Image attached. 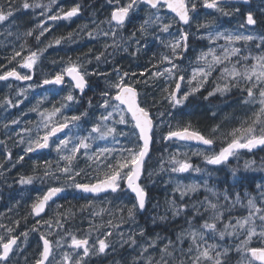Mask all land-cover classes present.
<instances>
[{
    "label": "snow or ice",
    "instance_id": "obj_1",
    "mask_svg": "<svg viewBox=\"0 0 264 264\" xmlns=\"http://www.w3.org/2000/svg\"><path fill=\"white\" fill-rule=\"evenodd\" d=\"M249 2L106 0L109 16L98 22L93 21L95 28L87 33L90 39L105 38L103 51L94 56L97 67L91 70L86 67L92 63L91 58L81 61L69 57L54 75L42 80V85L59 86V90L53 92V97L60 98L50 108H42L44 101L41 100L31 109L38 114L39 121L35 126V135L27 137L24 152L54 148L57 153L56 166L53 169L51 162L45 161L42 174H37L34 169L32 175L20 176L16 182L24 186L39 180L43 184L50 178L56 183L48 186L42 195L38 194L30 203L28 213L22 217L25 221L29 217L33 219L31 227L18 231L20 220H11L9 224L0 222V264H21V261L23 264H93L94 260L103 264L108 257H112L111 264H264V186L261 185L256 186L258 196L245 193L241 197L238 192L233 195L230 189L217 191L208 187L206 182L202 186L177 180L172 189V198L165 200L163 213L151 218L153 224L157 220L163 223H179L182 220L174 235H153L146 227L136 223L137 213L146 209L148 201L145 181L155 183L153 176L163 171L173 174L201 171V168L193 167L186 153L181 156L179 151L170 154L167 161L161 157L158 170H148L147 161L151 158L152 146L157 142L158 130L165 124L167 131L159 132L161 143L196 141L208 146L205 152L196 154L202 155L209 165H225L230 158L238 157L241 150L251 153L254 149L264 148V32L255 30L257 25H264V15L258 17L252 10L241 12V8L236 6ZM53 5L56 6L55 11ZM36 9L47 20L58 21L77 17L82 6L75 3L65 10L58 0H49L48 4L40 0H19V3L5 0L0 3V26L7 29L9 23L15 22L17 12L28 14L31 10L34 15ZM199 9L206 10L203 21L199 19ZM261 12L264 13V8H261ZM140 13L144 15L139 27L134 26L131 32L123 35L133 18ZM213 13L225 17L239 13L242 17L239 29L244 31H219L216 24L219 16ZM193 23L197 31L201 28L207 30L206 38L210 44L217 45L221 40L225 43L219 45V52L216 47L202 51L197 57V66L191 69L189 75V69L177 61L187 59L185 53L189 48V29ZM105 24L107 28L102 27ZM173 25H179L175 32L170 31ZM37 28L38 31L29 29L24 33L25 37L35 40V50L28 46L27 40L18 49L13 46L12 55L5 59L8 64L15 62V65L10 69L7 65H0V81L32 80L30 73L47 49L74 38L69 33L67 37H54L45 42L41 38L51 28L39 22ZM160 33L168 34L172 39L165 42ZM3 34L0 32V35ZM7 34L13 33L9 30ZM149 36L163 43L170 53L161 54L156 63L150 62L151 68L139 73L145 79H132L137 76L136 72L122 71L116 66H113L112 72L100 69L99 65L110 63L108 57H113L117 51L133 56L140 53L141 41L146 48ZM249 45L258 52H246L244 49ZM132 46L135 47L130 51ZM109 49L112 51L109 52ZM18 69L28 71L22 73ZM93 76L108 77L106 88L99 93L100 99L94 105L89 98L84 111L66 115L65 110L82 104L86 89L92 90L89 77ZM157 81L161 83L157 84ZM150 82L160 92V101L156 96H151L152 102L149 103V94H142L136 87L137 84L148 85ZM206 85H210V88H206ZM234 89L238 92L237 104L243 109V115L238 124L227 130L216 124L205 135L193 128L190 122L181 124L177 121L173 124L163 119L166 115L172 116L175 110L185 108L190 97L210 102V98L227 96ZM25 92L26 89H20L17 95L26 99ZM161 101L166 102L168 112L159 110ZM21 103L23 100L13 101L5 97L0 102V108L18 107ZM89 109L98 110V114L97 111L89 112ZM153 109H157L155 114ZM215 115L213 111L212 116ZM82 120L90 123V128L84 129L86 135L81 134ZM10 123L19 125L20 120L12 119ZM121 125L124 127H119ZM4 127L9 128V124L5 123ZM22 131L31 133L32 129ZM58 133H63V136ZM17 135L20 137L17 143H25L24 136L20 133ZM121 138L127 143L117 147L121 144ZM218 140L221 143L219 151H216L212 146ZM100 141L104 142L103 145L98 143ZM2 143L5 142L0 141ZM7 158H12L10 152ZM23 160L24 156L20 155L18 161ZM80 160L85 161V167H79ZM0 168H3V164H0ZM258 168L264 170V158L259 165L255 160L244 164L245 170L256 171ZM231 171L235 177L237 169ZM82 175L91 179L87 182L77 180ZM202 187L204 195L200 199L196 194ZM68 188L93 195L123 193L129 203L99 211L91 203L82 205L81 212L91 210L88 228L81 227L74 231L71 227L66 228L77 215L71 207L60 211L63 206L56 204V211L45 219L56 203L55 198ZM105 214L109 219L104 220ZM95 217H100L99 221ZM125 223L134 227L125 231ZM80 231L84 233L82 236L76 234ZM31 233H38L39 238L35 250L29 253ZM53 235L58 238L50 239Z\"/></svg>",
    "mask_w": 264,
    "mask_h": 264
},
{
    "label": "rangeland",
    "instance_id": "obj_2",
    "mask_svg": "<svg viewBox=\"0 0 264 264\" xmlns=\"http://www.w3.org/2000/svg\"><path fill=\"white\" fill-rule=\"evenodd\" d=\"M5 0H0V3H4ZM17 3H19V0H16ZM40 2L44 4H48L49 0H40ZM75 3H79L78 0H58V4L62 5L65 10H68L71 6H73ZM80 4V3H79ZM260 8H264V3L260 1L258 3ZM82 6V5H81ZM56 10V6L53 5V11ZM83 15L82 17H76L72 18L71 20H58V21H51L47 20L46 16H41L39 14V9L35 10V14H32V11L30 10L28 14H22L20 12H17L15 14V22L9 23L8 28L5 29L3 26H0V32H3V35H0V65H7V68H12L15 65V62L12 64H8L7 59L5 57L11 56L13 51V46H15L17 49L19 48V45L24 43L25 40L28 42V46L32 47L33 50H35V40L31 37H25L24 33L29 29H36L37 28V22L44 23L46 27H50L51 31L47 32L44 37L41 38L42 41H49L52 40L54 37H67L69 33L73 34V40H63L62 43L58 46H53L47 49V51L44 53V57L37 63V65L34 67V73L41 78H45L46 76L54 75L56 71L60 69V67L69 59V57L72 60H77L79 58L81 61L85 59H92V63L87 64L86 67L88 69H95L97 67V61H95L94 56L98 54L100 51H103V46H99L102 42H104L105 38L100 36L96 39H90L88 36L89 31H93L95 28V24L93 21H100L105 19L107 16H109V12L105 9L101 10H92L89 13L86 12V8L82 6ZM51 13H49L50 15ZM138 15H144V13H140ZM87 26V27H85ZM102 27L107 28V25H102ZM139 27V26H138ZM177 25H173V28L170 30L172 32L176 31ZM11 31L13 34L8 35L7 32ZM238 29H221L219 31L226 32V33H232L236 32ZM63 32L65 35H60V33ZM95 35V32L93 33ZM128 30H124L123 35H127ZM139 35V34H137ZM162 37H164L165 42L172 39V37L168 36V34L160 33ZM17 36L20 38L17 39ZM189 37L193 40V45L191 44L190 47H193V53L191 55L187 56V59L184 60L181 64L184 67H187L189 69L188 74L190 75L191 69L197 66V57L200 55L202 51L206 52L209 47H216L217 51H220L219 45H222L225 43V41L221 40L217 43V45L210 44L209 40L206 38V33H191ZM205 37V38H200ZM149 43L148 46L145 48L143 47V40L141 41V52L137 55L133 56L130 55L127 52L123 51H117L113 57H108V59L111 61L110 63L106 64H100L99 67L101 70H107L108 72H112L113 66L121 68V70H128L129 72H135L137 69H140V64H143V69H147V63H146V55L148 53V50L155 51L154 44L156 42L161 43L159 40H153L151 36L147 37ZM64 42H68L67 45H64ZM163 46L164 44L161 43ZM43 46V45H41ZM238 46V45H236ZM135 46H132L130 48V51L134 49ZM165 50V53H170V49L163 47ZM247 51H252L253 54H256L258 52L256 49L252 48L251 45H249L246 49ZM109 52L112 50L109 49ZM26 54V53H25ZM107 55V54H106ZM19 59V58H18ZM103 59V58H102ZM55 61V63H53ZM145 61V63H144ZM191 61V63H190ZM146 64V65H145ZM18 71H21L22 73L27 72L26 69H18ZM32 74V73H30ZM115 73H113V76ZM215 75V73H214ZM97 77H100L101 80L108 79V77L104 76H93L89 77L90 79L95 80ZM161 83L160 81H157V84ZM11 85V87H9ZM32 85L33 87H29ZM144 86V84H143ZM105 87V86H104ZM43 88V85L41 86ZM206 88H210V85H206ZM20 89H26L25 96L24 97L18 96L17 93ZM0 90L2 96L0 97V102L3 101L5 97H8L12 99L13 101L16 100H23V103L19 104L18 107H9L7 109L0 108V141H4L5 143L0 144V164H3V168H0V173H3L2 176H0V217H2V220L0 222L9 224L11 223V220H20L25 221L22 219L28 211L30 210V203L36 198L38 194H43V191L46 190L47 186L52 185L53 183H56L52 181L50 178L47 179L43 184L37 180L34 181L32 185H20L16 181L20 176H26V175H32L34 172V169L37 171L41 170L40 167H35L32 165L34 161H28L29 156L27 153L24 152V149L27 147V137L28 135H35L36 132V124L39 121V116L36 112L31 111V109L37 105V103L41 100H43V104H41V107H51L52 103H55L57 100H59L60 97H53V92L58 91L57 89H49L44 90L43 92L39 87H35L34 84H28V85H22L20 83L14 82V81H8V82H2L0 81ZM158 91L157 88H154L151 85V82L146 85V88L143 90V93L149 94V103H151V96H158L160 92L156 94L155 91ZM207 94L206 92L204 93ZM63 95V93H61ZM199 95V94H198ZM238 96V92L234 89L232 93L228 94L227 96H216L210 98L209 101H204L202 99L198 98H192L190 97L189 102L187 103V106L185 108L177 109L172 116H165L163 119L168 122L171 121L173 124H175L177 121L181 124L185 123H194V119L196 115H198V111H195L196 105L199 106V111H202L203 109L207 108L206 110L209 111L211 114L213 111L216 112L215 116H223V126L224 129H229L233 125L238 124L239 118L243 115V109L240 105L237 104L236 97ZM47 99H44V98ZM91 98L93 100V104L95 105L96 102L100 98H92L91 95H85L83 98L82 104L80 105H74L71 109L65 110L66 115H73V114H79V112L84 111L87 108V100ZM160 101V100H159ZM199 102H203L204 104H200ZM162 103V101L159 103ZM194 105V108L188 112L187 110ZM158 106V107H159ZM207 106V107H206ZM161 107V106H160ZM203 107V108H201ZM160 111H162L161 108H159ZM97 111L96 109H89V112ZM157 109H153V113L155 114ZM195 116V117H194ZM232 117H236L237 119L233 120ZM12 119H19L20 124L19 125H11ZM5 123L9 124V128H5ZM82 128H81V134L86 135L87 132L84 131V129L90 128V123L85 122V120H82L81 122ZM124 127V126H119ZM28 128L32 129L31 133H23V129ZM15 129V131H13ZM75 131V130H74ZM167 131L166 124L162 126L158 130L157 135V142L155 143V150L153 154H151V158L149 159L147 163L148 170H158L160 163H161V157H163L164 161H167L170 154L176 153L177 151L180 152L181 156L183 154H187V158L189 162L193 165V167H199L201 168L200 172L195 171H189L182 174H173L169 171H163L159 172L158 175L153 176V180L155 183H151L148 181H145L146 187L152 190L160 189L162 194V200L159 198H156L154 195L151 199V208L149 211L143 216H140V212L137 213L136 216V223L139 224V221H150L151 230H153L154 224L152 223V217L162 214L164 208L166 207L165 200L172 198V189L175 186V183L177 180L184 184H200L203 186V184L206 182L208 187L214 188L217 191H223L224 189H230L233 191V195L235 193H240L241 197H244L245 193H248L249 195L258 196L259 192L257 189V185L264 186V170H259V168L256 171L252 170H245L244 164L246 161L249 160H255L257 162V165L260 164L261 161H257L254 156H252V152L249 153L247 150H241L238 157L230 158V160L227 162V166H217V165H209L205 162L202 155H198L196 153L198 152H205V149L194 147L189 144H180V143H161L159 141V132H165ZM17 133H20L25 138V143H17V141L20 139V137L17 135ZM9 136L11 138H9ZM134 139V138H133ZM101 145H103L104 142L100 141L98 142ZM127 141L121 138V144L117 145V147L123 146L126 144ZM216 151H219L215 149ZM264 151V148L262 149ZM11 153V159L9 160L7 158V153ZM50 157L51 166L54 169L56 166L57 161V153L55 152L54 148H52ZM20 155L24 156L23 161H18V157ZM14 165V166H13ZM167 167V165H165ZM79 167L83 168L85 167V161L80 160ZM217 167V168H216ZM225 167V168H223ZM232 169H237L236 176L233 177L232 175ZM224 171L226 174L229 175L230 184L227 188H223L221 186L220 180H219V172ZM246 173H249L251 175H259L260 178L257 179L256 184L253 189H250L247 186H243L245 183L244 176ZM42 174V173H41ZM91 177L89 176H80L77 177V180L81 182H87ZM68 198L65 201H61L58 203H55L52 205V211L49 212L45 219L48 218V216L52 215L56 211V204L62 205L63 207L60 209V211H64V209L72 208L76 213L75 219L71 220L67 225L66 228L71 227L75 231L77 228H88L89 223V212L90 209H85L83 212L80 211V208L82 205H86L91 203L93 205V208L96 211H99L100 209H115V207L118 204H128V197L122 194L121 196L117 197H108L106 199H89L86 198L83 195H80L77 190L68 188ZM200 197V199H203V187L201 188V191L196 194ZM119 197V199H118ZM111 201V202H110ZM156 205H159V207H156ZM130 206V205H129ZM11 209V211H9ZM242 211V210H241ZM119 215V213H117ZM11 218V219H9ZM104 220L109 219V216L107 214L104 215ZM96 221H99L100 217L94 218ZM26 221H33L31 217L28 218ZM159 221V220H157ZM80 222V225L78 224ZM140 225V224H139ZM142 226V225H140ZM28 227H31L29 225ZM134 227V225L130 223H125L123 225V228L127 229L125 231L131 230ZM166 227V226H165ZM43 230V229H42ZM51 231L55 232L56 229H51ZM78 236H82L84 233L83 231L76 233ZM35 233H31L29 237V246L28 251L29 253L33 252L35 250L36 242L38 241L37 236H34ZM154 235V233H153ZM52 238L57 239L58 237L53 235L50 236ZM31 258V257H30ZM112 257H108L107 261H104L103 264H111ZM97 261V260H96ZM21 264H23V261H21ZM96 264H100L98 261Z\"/></svg>",
    "mask_w": 264,
    "mask_h": 264
},
{
    "label": "flooded vegetation",
    "instance_id": "obj_3",
    "mask_svg": "<svg viewBox=\"0 0 264 264\" xmlns=\"http://www.w3.org/2000/svg\"><path fill=\"white\" fill-rule=\"evenodd\" d=\"M260 1H262V0H250L249 4H247V5L242 4V3H238L236 6L241 8V12H244L245 10H252L255 13V15L259 17L261 15H264V13L261 12V8L258 5V3H260ZM78 2L84 8H86V12L87 13H89L92 10H96V9H98V10L105 9V10L108 11V5L106 4V0H78ZM205 11L206 10H204V9H199L198 10V12L200 14L199 15V19L201 21H203L205 19V17L203 16V12H205ZM207 11H211V10H207ZM82 15H83V11H81V13L78 16L82 17ZM213 15L219 16L218 13H213ZM142 17H143L142 15H136L133 18L132 24H130L129 27L126 29V30H128V33L133 30L134 26L138 28L140 20H141ZM74 18H76V17H74ZM241 20H242L241 15L239 13H235V14H233L231 16H228V17L219 16V19L216 21V24L218 26V30H221V29H238L239 31H244V29H239V23L241 22ZM177 27H179V25H177ZM185 27H187V26H185ZM255 30L258 33L259 32H264V25H257ZM189 32H190V34L191 33H206L207 30L201 28V29H199V31H197L196 24L193 23L191 28L189 29ZM60 35H65V33L61 32ZM67 44H68V42H64V45H67ZM188 44H189V48H188V51L185 53L186 57L191 55V53H193V47H190L191 44L193 45V40H192L191 37H189ZM99 46H103V42L101 44H99ZM154 46H155V50H156V52H155V61L154 62L156 63L157 60L159 59L160 55L165 53V50L163 49L164 46L161 43H159V42H156L154 44ZM238 46H240V45H238ZM182 62H184V60L183 61H177V63H182ZM144 63H145V61H144ZM143 67L144 66L141 63L139 71L138 72L135 71L137 73V76L136 77H132V79H141V80L145 79V77H140L139 76V73L141 71H144ZM31 75L33 76V79L30 80V82H28L25 85H28V84H34V85L41 84L42 85L43 78H41L40 76L36 75L34 73V71H32ZM106 80L107 79L101 80L100 77H97L95 80L90 79V81L92 82L91 83V89L92 90H87L86 89V95H91L92 98H96V99L100 98L99 93H100L101 90H104L106 88ZM10 81L17 82L15 80H10ZM136 87L143 92V90L146 88V85L144 84V86H143V84H137ZM39 88L43 92L44 90L57 89V88H59V86H48L47 87V86L43 85V88H41V86ZM2 94L3 93H1V90H0V97L2 96ZM61 136H63V134ZM53 139H55V138H53ZM261 149H263V148L254 149L252 154L257 152V151H259V150H261ZM51 150H52V148H48L47 150H45L43 152L34 151L32 153H27L28 156H29V159H27V160L31 161V162L34 161V163H32V165H34L36 168L37 167L41 168V170L36 172L37 174H41L43 172V169L45 167V161H49L50 160V157H51L50 152H51ZM217 166H221V165H217ZM49 186H50V184H49ZM147 191H148L147 209H146V211L143 214H140L141 217H143L148 212V210H149V208L151 206V199H152L153 195L156 198H159V199L162 200V197H161L162 192H161L160 189L152 190V189L147 188ZM66 192H67L66 195L63 196L62 198H60L59 200H57L56 203L61 202V201H65L68 198V196H69L68 195V190H66ZM79 194L83 195V196H85L86 198H89V199H106V198L111 197V196H113V197L121 196L123 193H110V194H107V195L101 196V197H89V196H86L85 194H82V193H79ZM32 224H33V221H21L20 229H18V231L22 230V229H26L29 225L32 226ZM78 224L80 225V222ZM139 224L144 226V227H146L147 231L149 233H151V234L159 233L161 236H173L174 233L178 230V228H177L178 226H176V225L182 224V220L179 223H172V222L163 223V222L157 221L156 224H154L153 230H151V228H150V226L152 225V224H150V221H139ZM125 230H127V229H125ZM34 236H37V238H39L38 237V233H35ZM49 238L52 239V240H55V238H52V237H49ZM97 262H98V260L97 261L94 260L93 264H96Z\"/></svg>",
    "mask_w": 264,
    "mask_h": 264
},
{
    "label": "trees",
    "instance_id": "obj_4",
    "mask_svg": "<svg viewBox=\"0 0 264 264\" xmlns=\"http://www.w3.org/2000/svg\"><path fill=\"white\" fill-rule=\"evenodd\" d=\"M155 52H156V50L154 52L151 49L148 50V53L146 55V63H147L146 68L147 69L151 68V63H155L154 62L155 61ZM138 71L139 70L137 69L136 72H138ZM155 93L157 94L158 91L156 90ZM160 97H161V95H159V93H158L157 101L160 100ZM199 103L204 104L203 102H199ZM158 106H159V104H158ZM160 106L158 108H161L162 112H168L169 111V109L166 105V102L162 101ZM199 106H201V105H196V108L194 111V112L198 111V112H196V113H198V115H196V117L194 116L195 119H194V123L192 124L193 128H195V129L201 131L202 133H204L205 135H207L210 132V129L214 125L220 124L221 127L223 126V121H221V119L223 120V118H222L223 116H220V115L219 116H212V114L206 110L208 108L207 106H206L207 108L203 109L202 111H199ZM193 108H194V105H192L187 111L190 112ZM201 108H203V107H201ZM174 113H177V112H174ZM167 143H172V142H167ZM220 143L221 142L219 140L215 143V145H216L215 149L219 150ZM154 150H155V144L153 145V148H152V154H153ZM252 156H254V158H256L257 161H261V159L264 158V151L261 149L255 153H253ZM227 165L228 164H225L224 166H227ZM221 166H223V165H221ZM223 168H225V167H223ZM218 176H219L221 186L223 188H227L229 186V184L231 183L230 179H229V175L226 174L224 171H221V172H219ZM259 178H260L259 175H251L249 173H246V175L244 176L245 183L243 184V186L245 185V186L249 187L250 189H253L255 184H256L257 179H259ZM176 226H178L177 228L180 227V225H176Z\"/></svg>",
    "mask_w": 264,
    "mask_h": 264
},
{
    "label": "water",
    "instance_id": "obj_5",
    "mask_svg": "<svg viewBox=\"0 0 264 264\" xmlns=\"http://www.w3.org/2000/svg\"><path fill=\"white\" fill-rule=\"evenodd\" d=\"M10 80H12V79H10ZM3 82H6V81H3ZM17 82H19L20 84H27L28 82H30V81H17ZM45 86H53V85H45ZM65 131H67V129H65ZM63 133H58V135L59 136H61ZM180 143H186V144H190V145H194V146H197V147H200V148H203V149H207V147L208 146H205V145H202V144H199L198 142H196V141H190V142H180ZM215 144L212 146L213 148H215ZM152 148H153V146H152ZM45 150H47V149H37L36 150V152H43V151H45ZM151 154H152V150H151V152H150V156H151ZM149 161V160H148ZM147 161V162H148ZM78 191V190H77ZM79 193H82V192H80V191H78ZM66 191L65 192H63V193H61V194H59V196L57 197V198H55L56 199V201L57 200H59L60 198H62L63 196H65L66 195ZM111 192H108V193H100L99 195H93V194H85V193H82V194H85L86 196H89V197H101V196H105V195H107V194H110ZM147 203H148V201H147ZM146 209H147V204H146ZM146 209L143 211V212H140L141 214H143L145 211H146Z\"/></svg>",
    "mask_w": 264,
    "mask_h": 264
}]
</instances>
